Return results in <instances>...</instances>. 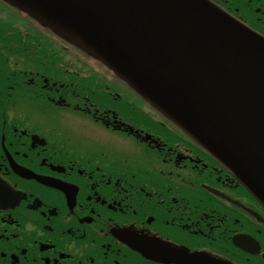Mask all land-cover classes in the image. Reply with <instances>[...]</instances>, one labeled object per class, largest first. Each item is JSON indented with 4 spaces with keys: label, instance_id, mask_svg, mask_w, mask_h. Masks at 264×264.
Wrapping results in <instances>:
<instances>
[{
    "label": "flooded vegetation",
    "instance_id": "1",
    "mask_svg": "<svg viewBox=\"0 0 264 264\" xmlns=\"http://www.w3.org/2000/svg\"><path fill=\"white\" fill-rule=\"evenodd\" d=\"M223 1L264 29V0ZM107 72L0 0V264H264V209Z\"/></svg>",
    "mask_w": 264,
    "mask_h": 264
},
{
    "label": "water",
    "instance_id": "2",
    "mask_svg": "<svg viewBox=\"0 0 264 264\" xmlns=\"http://www.w3.org/2000/svg\"><path fill=\"white\" fill-rule=\"evenodd\" d=\"M6 1L99 57L264 205L263 36L208 0Z\"/></svg>",
    "mask_w": 264,
    "mask_h": 264
}]
</instances>
